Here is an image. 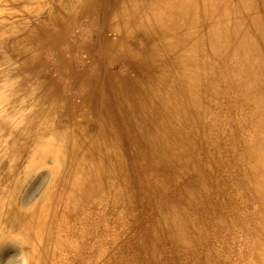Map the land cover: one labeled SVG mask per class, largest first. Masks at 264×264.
Wrapping results in <instances>:
<instances>
[{
  "label": "bare ground",
  "instance_id": "6f19581e",
  "mask_svg": "<svg viewBox=\"0 0 264 264\" xmlns=\"http://www.w3.org/2000/svg\"><path fill=\"white\" fill-rule=\"evenodd\" d=\"M136 205L143 255L264 264V0H0V264L103 262Z\"/></svg>",
  "mask_w": 264,
  "mask_h": 264
},
{
  "label": "rangeland",
  "instance_id": "374dc122",
  "mask_svg": "<svg viewBox=\"0 0 264 264\" xmlns=\"http://www.w3.org/2000/svg\"><path fill=\"white\" fill-rule=\"evenodd\" d=\"M50 15V13H48ZM32 20V19H31ZM30 21V18L26 16H17L11 21H6L3 24H7L8 27L2 29V31L10 28L13 24H26ZM110 37H115V33L108 32ZM48 74L50 76H56L55 72L53 73L52 68L49 70ZM45 177V172L40 169H35L22 173L21 175V184H20V197L21 199H27L38 193L43 180ZM228 196L235 195L227 194ZM241 204V203H240ZM236 206V205H235ZM243 207V204H241ZM237 207V206H236ZM136 216L126 217L125 211L118 210L114 211L111 216V221L108 222V225L113 231L109 238L113 246L107 251L106 257L103 262L97 264H142V260H146V264H200L196 263L193 257V253L189 251L180 253L171 247L166 245H161L158 250L159 255H161L160 262L153 259L157 252L149 256V252H146L144 255L139 251L137 244L140 242L144 244L146 237H141L139 234L144 230L148 229L149 226L154 225L152 218L149 215H144L140 219V207L135 206ZM225 208H221L220 211L223 214ZM243 213V212H242ZM226 214V210H225ZM244 214V213H243ZM247 222V221H246ZM246 222H244L246 224ZM89 231H92L95 228V225H90L86 227ZM247 231L240 233V231H234L230 237H232V243L227 249H223L222 246H216L210 243L205 253H209L208 256L211 260V264H247L245 259H243V252L241 246L238 242L244 243L245 241L249 242L247 237ZM224 236V235H223ZM17 252V247L15 244L8 241H0V258L4 261L11 259ZM204 251H200L199 254H202ZM221 254L222 257H226L227 261L222 262V259L214 258L215 254ZM218 255V254H217ZM203 256V255H200ZM149 259V260H148Z\"/></svg>",
  "mask_w": 264,
  "mask_h": 264
}]
</instances>
